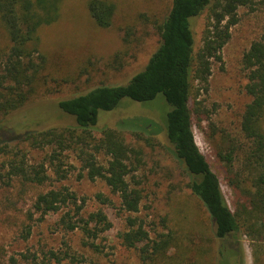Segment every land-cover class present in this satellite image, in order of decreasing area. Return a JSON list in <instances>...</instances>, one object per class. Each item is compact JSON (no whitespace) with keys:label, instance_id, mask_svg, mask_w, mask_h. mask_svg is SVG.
<instances>
[{"label":"trees","instance_id":"trees-1","mask_svg":"<svg viewBox=\"0 0 264 264\" xmlns=\"http://www.w3.org/2000/svg\"><path fill=\"white\" fill-rule=\"evenodd\" d=\"M61 4L62 0H0V31L6 39L5 48L0 49V118L32 98L36 75L44 66L43 58L39 63L34 60L38 51V29L58 19ZM254 4L255 0H170L167 10L153 20L159 41L141 70L123 84L100 85L60 99L58 108L74 118L75 126L47 127L24 133L23 139L32 147H49L48 163L58 179L66 178L63 152L71 151L88 179H103L110 191L119 195L121 208L135 213L139 210L141 193L130 185L127 177L135 169L131 159L138 161L140 153L125 143L119 131L103 128L101 135L95 137L92 129L101 113L115 109L123 100L143 104L163 101L162 123L152 124L158 127V132L163 131L172 154L188 175L186 186L199 215L205 216L198 224L184 225L188 233L198 235L193 244L194 252L178 246L176 231L168 225L167 216L160 219L166 231L156 232L154 237H150L141 220L126 217L125 228L120 233L121 244L137 248L144 262L241 264L237 234L242 232L259 239L264 234V33L242 56L247 79L245 91L250 100L241 115L240 133L249 142L247 149L239 139L218 129L211 121L207 133L203 122L210 119L211 111L199 98L207 91L212 60L221 59L220 50L230 36L229 29L238 20V7L252 8ZM87 9L95 24L104 28L111 24L115 3L113 0H88ZM204 11L201 40L195 47L190 18ZM131 120L125 119L121 125L134 123V119ZM194 127L200 129L206 139L219 133L218 139L210 140L213 162L199 150ZM238 152L243 153L242 165L240 170H235L233 161ZM99 154L107 156L105 164L99 162ZM1 156L5 159L0 161V170L6 164L10 176L35 183L48 178L43 163L28 165L19 150L8 151L1 145ZM213 166L222 174L230 190L231 206L222 193ZM97 197L101 200L102 195ZM68 204L75 206L74 193L65 187L50 189L37 195L31 214L43 217ZM80 209L81 205H76L74 214L78 215ZM188 211L187 207H181L177 214L185 218ZM206 220L212 239L201 234L205 228L202 223ZM60 222L70 231L80 227L92 239L111 226L101 209L77 219H73L68 210L61 215ZM208 240L211 246L206 245ZM88 245L98 249L93 241Z\"/></svg>","mask_w":264,"mask_h":264},{"label":"rangeland","instance_id":"rangeland-1","mask_svg":"<svg viewBox=\"0 0 264 264\" xmlns=\"http://www.w3.org/2000/svg\"><path fill=\"white\" fill-rule=\"evenodd\" d=\"M87 1L62 0L58 19L38 29V51L34 60L39 63L43 58L44 66L36 75L34 94L24 105L0 118V146L4 145L8 151L19 150L28 165L43 163L48 175L42 183H35L8 175L6 164L1 168L0 264H152L140 259L137 248L121 244L120 233L128 216L141 220L150 237L166 231L160 219L167 216L168 225L176 231V243L190 252H194L193 244L198 240V235L188 233L184 225L198 224L205 215H199L186 186L188 175L172 154L163 131L158 132L155 126L156 122L162 123L160 114L165 107H161L164 104L161 99L147 104L123 100L115 109L101 113L92 129L95 137L101 135L103 128L117 130L125 143L140 153L138 161L131 159L135 169L127 177L130 185L141 193L139 210L135 213L121 208L119 195L110 191L103 179H88L71 151L63 152L66 178L58 179L48 163L49 147L35 148L23 139L27 131L75 126L74 118L58 108L60 99L100 85L123 84L141 70L159 41L153 20L161 17L170 5V0H113L115 12L111 24L102 28L91 18ZM236 14L238 20L230 27V36L220 50L221 59L212 60L207 91L199 98L211 111L210 119L203 122L207 133L211 121L218 129L239 139L247 149L249 142L240 133L241 115L250 100L245 91L247 79L242 56L264 33V0H255L252 8L240 6ZM205 16L206 11L190 18L195 47L200 44ZM5 43L0 31V49L5 48ZM125 119L130 122L134 119V123L121 125ZM193 134L201 153L213 162L210 140L218 139L219 133L206 139L203 132L194 127ZM106 157L99 154V162L105 164ZM242 157V152L235 155V170L241 169ZM4 159L0 157V161ZM212 169L231 206L230 190L222 174L215 166ZM62 187L75 194V206L81 205L78 215L74 214L73 204L43 217L31 214L39 193ZM98 194L102 195L101 200ZM181 207L189 210L185 218L177 214ZM99 209L111 226L95 239L87 237L80 227L70 231L60 222L61 215L68 210L72 218L77 219L86 218ZM202 224L205 228L201 234L212 239L209 221ZM236 237L241 264H264V234L260 239L242 232ZM90 241L98 249L88 245ZM206 245L211 246L210 240ZM211 252L212 248L208 254Z\"/></svg>","mask_w":264,"mask_h":264}]
</instances>
